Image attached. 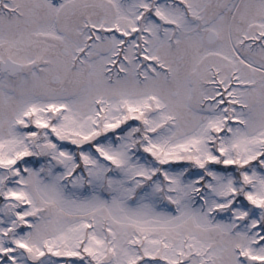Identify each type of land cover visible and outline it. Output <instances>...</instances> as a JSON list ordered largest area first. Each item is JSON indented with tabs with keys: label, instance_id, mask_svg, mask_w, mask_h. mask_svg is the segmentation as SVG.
I'll list each match as a JSON object with an SVG mask.
<instances>
[{
	"label": "snow or ice",
	"instance_id": "snow-or-ice-1",
	"mask_svg": "<svg viewBox=\"0 0 264 264\" xmlns=\"http://www.w3.org/2000/svg\"><path fill=\"white\" fill-rule=\"evenodd\" d=\"M0 264H264V0H0Z\"/></svg>",
	"mask_w": 264,
	"mask_h": 264
}]
</instances>
